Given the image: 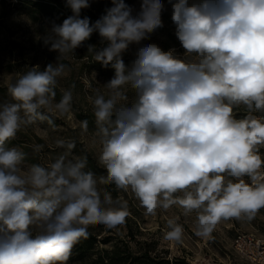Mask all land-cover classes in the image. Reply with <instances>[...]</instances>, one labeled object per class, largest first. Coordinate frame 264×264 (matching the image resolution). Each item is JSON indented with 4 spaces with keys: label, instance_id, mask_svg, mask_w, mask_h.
<instances>
[{
    "label": "clouds",
    "instance_id": "obj_1",
    "mask_svg": "<svg viewBox=\"0 0 264 264\" xmlns=\"http://www.w3.org/2000/svg\"><path fill=\"white\" fill-rule=\"evenodd\" d=\"M183 48L143 44L164 27L162 0H125L91 22L90 0H66L72 15L41 37L55 63L20 73L0 103V264H67L89 226L120 225L128 201L99 185L131 190L147 215L173 205L195 214L196 235L209 237L222 220H251L264 208V0H168ZM89 44L94 62L114 75L89 97L106 175L72 159L75 142L50 164L24 167L26 153L6 147L25 126L71 110L73 94L54 103L63 61ZM135 46L134 59L123 57ZM134 93L129 102L128 92ZM246 115L237 118L234 109ZM259 113V115H257ZM87 131L88 121L81 122ZM42 145H36L40 151ZM183 226L166 221L164 239L179 242Z\"/></svg>",
    "mask_w": 264,
    "mask_h": 264
},
{
    "label": "rangeland",
    "instance_id": "obj_2",
    "mask_svg": "<svg viewBox=\"0 0 264 264\" xmlns=\"http://www.w3.org/2000/svg\"><path fill=\"white\" fill-rule=\"evenodd\" d=\"M91 9L100 12L101 16L105 7L111 5V0H90ZM141 0H125V3L139 10ZM165 11L162 13L164 27L151 35L143 44L156 43L164 50L176 48L183 54V48L175 36V26L171 20V5L168 0H162ZM29 10L21 0H0V103L11 102L7 91V84L13 81L18 74L24 73L32 66L40 65L43 69L49 63H55L58 53L49 51L41 37L51 28L52 23L61 24L58 19L48 20L43 16L33 19ZM85 50L76 49L75 54H70L66 63L70 69L65 76L58 78L55 90L63 96L64 91L71 90L73 94L71 110L64 115H53L55 128L47 121H36L23 127L15 138L17 147L24 151L30 159L24 161V167L32 164L47 166L58 155L66 151L65 148L56 146L59 139L66 142H75L70 158L82 157V152L91 156L97 164L98 171H91L97 178L106 175L105 169L98 164L100 145L94 140L96 131L95 117L89 99L94 89L104 91L103 83L112 78V73H102L91 68L89 57L84 55ZM135 46L126 53L123 59H134ZM129 102L134 98V93L128 92ZM56 93L54 103L61 100ZM237 118L246 115L245 108L240 106L234 109ZM259 115V113L257 114ZM88 121V129L82 128L81 122ZM36 145H42L40 151H35ZM83 150V151H82ZM264 156V149H261ZM89 166V165H87ZM102 190L110 192L113 198L123 197L128 201V216L118 226L110 227L103 224L89 226L90 232L96 236V242L91 252L78 256L72 251L67 264H113L107 257L105 262L96 258L106 250L117 249L115 264H256L241 257L233 248V240L238 233L255 234L264 238V208L256 213L251 220H222L211 236L201 237L196 235L195 214L185 217L182 209L173 205L167 211L158 209L155 215H147L140 206L131 190L117 188L114 184L99 185ZM176 218L183 226L182 239L169 241L164 239L166 221ZM154 243V248L149 251L150 257L143 256L145 243ZM97 262H95V261Z\"/></svg>",
    "mask_w": 264,
    "mask_h": 264
},
{
    "label": "trees",
    "instance_id": "obj_3",
    "mask_svg": "<svg viewBox=\"0 0 264 264\" xmlns=\"http://www.w3.org/2000/svg\"><path fill=\"white\" fill-rule=\"evenodd\" d=\"M22 3L24 4V6H26L29 10L31 11V16L33 19H37L39 16H43L45 18H47L48 20L51 19H58L59 21H62L67 18L68 16L72 15L71 9L67 6L66 4V0H21ZM112 5H109L108 7H105L103 10V13H105V10L109 7H111ZM87 16L90 18L91 22H95L97 19H99L101 17V13L97 12L91 8L88 9H82L81 11V17ZM89 44H93V45H97L100 46V38L98 36V34L94 33L92 35V37L90 38V40H88L87 42H85L84 46L80 47V49L85 50L84 55H87L90 59H89V65L91 68L98 70L102 73H112L111 75H114V70L111 69V67H107L105 68L104 66H102L100 63L98 62H94L92 59V55L91 53H88V45ZM126 64H129L131 62V58H128L127 60H124ZM56 93H58V95H60L62 97V94L57 92V90H55ZM15 144V139L9 141L6 144V147L11 148L12 145ZM83 151V150H82ZM82 157L83 156H87V166L85 168V171H98V167L97 164H95L92 159L91 156L88 155L87 153L81 152L80 154ZM30 158L28 156H26L25 160H29ZM88 232H89V236L86 239H81V241L76 244L73 248L72 251H76L78 253V256H84L86 255L88 252H91V250L94 248V245L96 242V236L90 232V229L88 228ZM145 243V252L143 254V256L147 259L150 257L149 251L151 249L154 248V243L151 242H144ZM106 253L103 254L101 253L97 259V261L99 262H105L107 257L109 258V263H118V260L115 259V256L117 255V249H113L111 251H105ZM95 261V260H94ZM95 261V262H97Z\"/></svg>",
    "mask_w": 264,
    "mask_h": 264
},
{
    "label": "built area",
    "instance_id": "obj_4",
    "mask_svg": "<svg viewBox=\"0 0 264 264\" xmlns=\"http://www.w3.org/2000/svg\"><path fill=\"white\" fill-rule=\"evenodd\" d=\"M233 248L241 257L256 264H264V238L238 233L233 240Z\"/></svg>",
    "mask_w": 264,
    "mask_h": 264
}]
</instances>
